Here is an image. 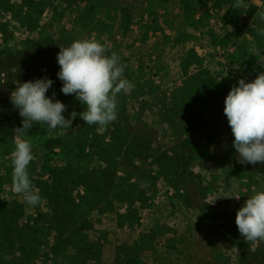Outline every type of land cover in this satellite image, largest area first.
Instances as JSON below:
<instances>
[{"label": "rangeland", "instance_id": "obj_1", "mask_svg": "<svg viewBox=\"0 0 264 264\" xmlns=\"http://www.w3.org/2000/svg\"><path fill=\"white\" fill-rule=\"evenodd\" d=\"M0 0V264H255L264 243H245L236 212L264 190V164H240L224 115L239 79L264 68V0ZM95 37L117 52L134 83L118 95L107 127L77 116L66 132L34 125L28 171L42 202L12 189L10 153L22 127L10 103L15 81L47 76L61 92L58 63L19 56ZM57 48V50H55ZM255 49L256 53L250 51ZM23 58V57H21ZM51 142V144H49ZM239 198V199H236ZM260 251V253H259Z\"/></svg>", "mask_w": 264, "mask_h": 264}, {"label": "clouds", "instance_id": "obj_2", "mask_svg": "<svg viewBox=\"0 0 264 264\" xmlns=\"http://www.w3.org/2000/svg\"><path fill=\"white\" fill-rule=\"evenodd\" d=\"M232 7L245 5L243 0H236ZM256 16L264 21V9ZM59 49L56 59L61 92L74 95L84 111H72L66 119L63 113L68 106L55 99V92L51 98L47 95L54 83L47 76L23 83L16 80L15 90L10 94V103L22 118V127L14 129V149L10 153L12 189L31 207L42 202L28 171L35 159L28 138L33 126L46 125L50 131L66 132L79 116L88 126L107 127L118 118V95L130 94L135 87L124 76L127 65L120 55L115 51L109 54V49L95 37H82ZM250 51L258 54L255 49ZM258 63L264 68V59ZM224 115L234 137L232 147L238 153V162L264 164V71L250 82L239 79L238 86H232L224 100ZM235 224L245 243L254 248L264 243V190H254L246 199L236 212Z\"/></svg>", "mask_w": 264, "mask_h": 264}, {"label": "trees", "instance_id": "obj_3", "mask_svg": "<svg viewBox=\"0 0 264 264\" xmlns=\"http://www.w3.org/2000/svg\"><path fill=\"white\" fill-rule=\"evenodd\" d=\"M55 50H57V48H55ZM42 52L46 54L45 57H41V55L39 54L27 51V52H23V55H20L19 58L23 59V61H25L28 65L29 64L36 65L40 61H48L50 62L49 64H53V66L55 67L57 64V59H56V55H54L53 53V50L45 51V48H44ZM10 137H12V133L10 132L9 128L5 127L4 125H0V139L6 140L7 138H10ZM49 144H51V142H49ZM4 227L16 228L18 227V225L15 223V220L12 218V216L3 215L0 217V228H4ZM254 261H255V264H264V256L255 257Z\"/></svg>", "mask_w": 264, "mask_h": 264}]
</instances>
